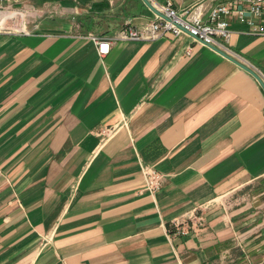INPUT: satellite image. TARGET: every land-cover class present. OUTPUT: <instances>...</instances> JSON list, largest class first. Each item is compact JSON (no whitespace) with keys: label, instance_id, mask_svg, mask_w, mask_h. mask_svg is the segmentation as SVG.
I'll return each instance as SVG.
<instances>
[{"label":"crops","instance_id":"0c3cea01","mask_svg":"<svg viewBox=\"0 0 264 264\" xmlns=\"http://www.w3.org/2000/svg\"><path fill=\"white\" fill-rule=\"evenodd\" d=\"M11 1L0 9V264H264L256 79L187 33L118 39L126 18H154L142 0ZM170 1L202 2L206 19L221 0ZM229 22L228 47L264 79V36ZM93 36L113 37L107 54ZM142 164L163 174L158 190ZM194 211L201 225L168 232Z\"/></svg>","mask_w":264,"mask_h":264},{"label":"built area","instance_id":"2783aa9c","mask_svg":"<svg viewBox=\"0 0 264 264\" xmlns=\"http://www.w3.org/2000/svg\"><path fill=\"white\" fill-rule=\"evenodd\" d=\"M11 4V0H0V9L10 8ZM157 9L165 18L154 14L152 20L138 26L132 25L131 18H126L116 37L120 40L150 41L187 33L195 40L215 46L235 58L236 54L227 45L231 35V18L244 26L243 33L264 36V0H221L209 10L206 19L202 16V2L178 10L170 0H166L165 4ZM92 40L96 44L98 54L103 56L108 53L113 37L93 36ZM253 69L262 77L255 68ZM141 171L147 190L153 192L161 187L163 174L143 164ZM203 221L202 215L194 211L185 218L172 221L168 232L173 235H185L190 228L201 225Z\"/></svg>","mask_w":264,"mask_h":264},{"label":"water","instance_id":"95a60500","mask_svg":"<svg viewBox=\"0 0 264 264\" xmlns=\"http://www.w3.org/2000/svg\"><path fill=\"white\" fill-rule=\"evenodd\" d=\"M142 2L154 13L157 14L163 18H165L164 14H162L157 7L153 6L152 3L149 0H142ZM206 46L210 47L211 49H213L214 51L218 52L219 54H221L222 56H224L225 58H227L228 60L232 61L234 64H236L237 66H239L240 68L244 69L245 71H247L249 74H251L256 81L258 82V84L260 85L261 89L264 92V79L250 66H248L247 64L237 60L236 58L226 54L225 52L221 51L220 49L216 48L215 46L209 45V44H205Z\"/></svg>","mask_w":264,"mask_h":264}]
</instances>
